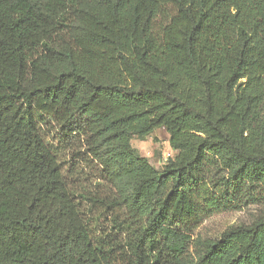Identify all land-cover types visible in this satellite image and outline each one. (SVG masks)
<instances>
[{
    "label": "trees",
    "instance_id": "16d2710c",
    "mask_svg": "<svg viewBox=\"0 0 264 264\" xmlns=\"http://www.w3.org/2000/svg\"><path fill=\"white\" fill-rule=\"evenodd\" d=\"M158 128L160 171L131 145ZM43 132L81 148L92 191ZM247 201L264 205V0H0V264H264V209L192 235ZM96 214L118 244L94 243Z\"/></svg>",
    "mask_w": 264,
    "mask_h": 264
},
{
    "label": "rangeland",
    "instance_id": "374dc122",
    "mask_svg": "<svg viewBox=\"0 0 264 264\" xmlns=\"http://www.w3.org/2000/svg\"><path fill=\"white\" fill-rule=\"evenodd\" d=\"M50 131L52 134L57 133L54 129H50ZM43 134L47 146L56 155L67 181L84 191H92L96 187L97 180L93 179L94 175L88 166L77 158L82 153L81 148L57 144L49 140L45 132ZM131 145L140 155L145 156L158 171L163 168L167 157L166 153L170 152L171 156L174 154L168 143V134L163 128L155 129L143 139H132ZM79 199H81L80 196ZM262 209H264V205L261 203L250 201L241 203L232 210L211 215L193 230L192 235H199L202 238H217L230 226L250 223ZM87 220L92 240L98 247L104 248L118 244L117 240L122 236L118 231L110 228V223L105 215H91Z\"/></svg>",
    "mask_w": 264,
    "mask_h": 264
},
{
    "label": "built area",
    "instance_id": "2783aa9c",
    "mask_svg": "<svg viewBox=\"0 0 264 264\" xmlns=\"http://www.w3.org/2000/svg\"><path fill=\"white\" fill-rule=\"evenodd\" d=\"M166 156H170V152H167V153H166Z\"/></svg>",
    "mask_w": 264,
    "mask_h": 264
}]
</instances>
